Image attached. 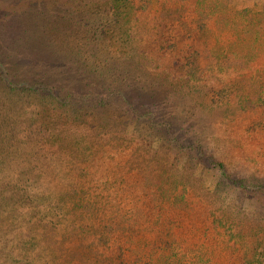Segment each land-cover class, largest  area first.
Segmentation results:
<instances>
[{
  "label": "trees",
  "instance_id": "1",
  "mask_svg": "<svg viewBox=\"0 0 264 264\" xmlns=\"http://www.w3.org/2000/svg\"><path fill=\"white\" fill-rule=\"evenodd\" d=\"M16 1L20 4L24 0ZM69 2L61 0L58 4L61 13L64 7L75 13L73 26L63 28L61 23L52 22L53 29L60 35L82 31L97 40L106 38V21L98 19L96 11ZM122 2H109L117 19ZM134 3L135 7L128 9L130 12L125 10L115 25L131 12L147 10L146 0ZM49 10L51 15L47 17L54 16L53 4L46 1L38 12L46 16L44 12ZM167 23L164 20L152 25L159 29L154 38L172 39V29L177 28L182 37L165 41L163 56L149 53L158 52L154 47L157 41L146 34L144 38L128 34L132 29L127 26L123 32L117 30L116 46L120 49L106 55L112 59L130 55V61L125 62L130 71L108 67L103 60L108 69L103 72L100 88L92 91H62L53 82L30 77L19 80L14 71L19 58L11 55L7 61V52L1 48L0 264H264L263 224L247 223V211L240 203L221 206V198L200 191L180 166L160 156V150L167 146L202 161L206 170L231 184L239 194L252 192L264 197V183L249 182L236 170L230 171L224 159L197 138L175 132L178 123L157 117V107L162 113L159 93L172 90L179 96L185 90L186 112L192 107L207 112L208 117L227 118L230 114L246 115L250 110V123L254 124L257 117L256 123L264 126V96L257 92H264V21L246 30L248 39L240 37L245 30L238 26L236 33L234 25L226 37L215 38L222 33L216 30L213 34L209 25L198 22L197 31L212 33L215 38L210 40L212 37L206 35L199 40L205 45L203 49L195 48L197 42L185 38L186 29L175 24L176 28H171L172 22L169 26ZM92 65L96 67L97 63ZM227 67L238 68L240 74L220 85ZM105 86L109 93L103 90ZM70 101L81 105L80 114L58 125L73 126L72 132L68 135L61 134V129L51 130L50 122L57 118L52 104L66 105ZM109 105L119 114L123 110L130 118L146 121L158 133V148L131 137L127 147L141 153L142 161L148 160L153 168L140 167L131 188H119L112 180H103L105 194H112L111 187L117 190L109 199L95 193L88 197L94 189L85 183L94 160L89 155L96 148L106 149L107 138L112 135L111 126L107 127L102 116L103 108ZM85 122L90 123L89 131L82 130ZM111 122L119 127L116 118ZM235 211H242V215H235ZM96 214L102 216L101 221L96 220Z\"/></svg>",
  "mask_w": 264,
  "mask_h": 264
},
{
  "label": "rangeland",
  "instance_id": "2",
  "mask_svg": "<svg viewBox=\"0 0 264 264\" xmlns=\"http://www.w3.org/2000/svg\"><path fill=\"white\" fill-rule=\"evenodd\" d=\"M30 1L24 0L22 3L16 4V0H0V51L2 48L7 52V61L11 60V55L19 58V65L14 67V71L18 74L15 76L19 80H28L30 77L44 83L50 81L62 91L80 90L85 92L100 88L103 72L108 69L104 67L103 60H106L108 67L130 71L131 67L125 65L126 60L130 61V55L123 59L120 57L112 59L106 55V52L120 49L119 46H116L118 42L117 30L123 32V28L126 26L132 29V32L127 30L128 34L133 33L136 37L141 36V38H144L146 34L153 42L157 41L154 43V47L158 52L153 50L149 53L151 55L160 53L159 55L163 56L162 51H165V46H167L165 41H172L174 38L178 40V37H182L181 30L177 28V31L172 29V39L158 40L154 38L159 29L156 30L152 25L156 24L157 26V23H164V20L168 21L167 26L172 22L171 28H176L173 25L175 24L186 29L185 38L187 37L186 39L190 42H197L195 44L197 49L205 47L199 40L204 39L206 35L212 37L210 40L224 35L226 37L227 30H230L232 25L236 28V33L239 32L238 26L244 29L245 32H241L239 36L248 39L249 33H246V30L257 25L259 21H264V0H146L147 10L145 12L139 14L131 12L126 15V18H122L120 25L114 23L125 13V10L129 11L133 6L135 7L134 0H125L124 2L120 0L123 10L118 19L113 15V9L110 6L112 0H69L73 6L77 5L79 8L96 11L98 13L96 17L98 19L102 17L106 21L108 28L105 34L106 38L97 40L82 31L75 33L65 31L60 35L56 29L50 26L53 22L55 25L61 23L63 28H68L73 26L74 19L77 17L73 11L65 9L66 7L61 10L62 13L60 12L61 6L58 3L61 0ZM46 1L53 4L54 16L47 17L51 15L50 10L47 14L44 12L46 16H42L38 12L43 4H46ZM233 20L236 21L232 22ZM198 22H205L209 25L213 34L216 30L222 34H217L213 38L212 33L205 34L204 30L197 31ZM46 24L49 26L48 28H46ZM146 28L153 36L149 35L148 31L144 32ZM92 62L97 63L96 67H93ZM5 64L8 67L9 62L5 61ZM224 70L226 71L222 74L220 85L223 84V81L227 83L233 78L236 79V76L240 74V70L236 67H227ZM11 71L13 74L15 73L13 69ZM109 87H111L110 84ZM109 87L105 86L103 90L109 93ZM122 88L125 87L122 86ZM182 91L184 92L179 93V96H176L172 90L159 93V106L162 113L157 107V117H163L173 124L178 123L175 132L186 138H197L206 149L213 151L219 157L221 156L230 171L236 170L239 174L244 175L249 182L264 183V153L261 151L264 150V126L256 123L257 117L254 119L255 123L251 124L252 113L250 110L245 112L251 115L234 117L233 114H230L227 118H218V116L212 118L210 115L208 117L207 112L199 111V109L194 110L192 107H189L190 110L186 112V91ZM257 92L264 96L263 91ZM100 93L105 94L104 92ZM254 96L257 97L258 93H255ZM214 105H218V103H214ZM80 110L81 105L76 102L70 101L66 105L53 103L52 113H55L57 118H52L54 122H50L52 126L50 129L54 131L61 129V134L69 135L73 126L63 125L68 129L63 128L58 125V122L72 121L80 114ZM115 112L117 113L111 105L105 106L102 110V116L109 124L107 127L111 126L109 132L112 135L107 138L109 142L106 149L94 147L96 148L94 149L95 153L89 155L93 156L94 160L89 172L86 173L85 183L94 189L92 193L88 194V197L92 194H100L101 197L104 195L109 199L112 194H116L117 190L115 187H111L112 194H105L106 182L103 180H112L119 188L120 186L124 187L123 189L131 188L140 167L149 170L153 166L152 163L151 166L149 165L148 160L146 163L142 161L143 155L136 150L133 151L134 149L127 145L131 142V137H134L135 140L144 141L149 147L157 149L158 133L150 129L146 121L140 122L130 118L131 116L126 111L121 110L117 115ZM113 118L117 119L121 128L115 127L111 122ZM89 125V122L83 123L82 130L89 131ZM75 126L81 128L80 125ZM148 145L146 146L148 147ZM160 156L172 165L180 166L179 169H182L184 174L197 182L200 191L211 192L221 198L219 202L221 206L228 202L240 203L242 210L248 212L244 215L247 223H261L264 229V197L261 194L252 192L239 194L231 184L206 170L202 161L197 162L192 158L185 157L167 146L161 148ZM76 169H79V166ZM97 182L99 185H96ZM238 212L235 211L234 214L240 216L242 211L239 214ZM96 217L97 221H101V215L96 214ZM259 219H263L262 222ZM254 228L257 229V226L254 225Z\"/></svg>",
  "mask_w": 264,
  "mask_h": 264
}]
</instances>
